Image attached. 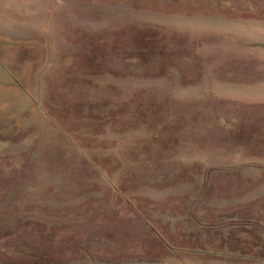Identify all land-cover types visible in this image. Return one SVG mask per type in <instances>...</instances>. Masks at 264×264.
<instances>
[{"label":"rangeland","instance_id":"374dc122","mask_svg":"<svg viewBox=\"0 0 264 264\" xmlns=\"http://www.w3.org/2000/svg\"><path fill=\"white\" fill-rule=\"evenodd\" d=\"M221 214L264 228V0H0V264H264Z\"/></svg>","mask_w":264,"mask_h":264},{"label":"trees","instance_id":"16d2710c","mask_svg":"<svg viewBox=\"0 0 264 264\" xmlns=\"http://www.w3.org/2000/svg\"><path fill=\"white\" fill-rule=\"evenodd\" d=\"M221 215H218L217 219H214L212 216L210 217L208 222H202L199 223L198 226L200 227V229H205V230H209V233H207V238L205 239H201L202 241L205 240V242L208 243H212L215 246L214 252H216L218 250V253L216 254L221 261H223L224 259H222V257H225L224 254H220L219 253V248L222 244V242H228L229 245H232V242H230V240H233L236 245H251L253 247L252 250L249 249V251H241L243 253H240L241 255H244L246 257H244L245 260L247 261H264V244L262 243L263 238H264V228H261L262 230L255 232L256 234L253 235V231H256L257 225H253L251 226V223H249L247 226H239L236 225L235 223L230 222L229 220H224ZM206 218V217H205ZM213 218V219H212ZM185 223H180L178 225V227H176V229L174 230V232H170V236H167L168 238H170V240H173L175 245H179V244H185L186 242L188 243V236L191 235H195V234H199L201 235L202 233L198 231L197 232H193V224L192 222H187L186 226L184 225ZM192 224V225H191ZM192 227V228H191ZM242 227V228H240ZM238 230H235L237 229ZM159 231H157L155 234H159ZM249 233V236H247V234ZM203 236V234L201 235V237ZM161 240V244L164 245V247H166V240L164 239V236L162 237H158ZM225 238H228L225 239ZM0 239H4V237H1ZM262 240V241H261ZM2 241V240H1ZM248 249V248H246ZM175 248L171 247L169 248V250L167 251V247L166 249L164 248L165 253H170L171 254L174 252ZM252 253H251V252ZM215 255V254H212ZM241 258L238 257V261L236 262H240L241 260H239ZM245 260H242V262H245ZM226 261V260H224ZM220 262V261H219Z\"/></svg>","mask_w":264,"mask_h":264}]
</instances>
